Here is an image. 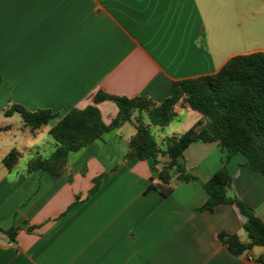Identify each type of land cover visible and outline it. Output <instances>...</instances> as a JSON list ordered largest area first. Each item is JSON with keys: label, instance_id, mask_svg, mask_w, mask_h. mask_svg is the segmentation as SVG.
<instances>
[{"label": "crops", "instance_id": "obj_1", "mask_svg": "<svg viewBox=\"0 0 264 264\" xmlns=\"http://www.w3.org/2000/svg\"><path fill=\"white\" fill-rule=\"evenodd\" d=\"M253 52L264 53V0H0V264H264V247L236 256L219 239L247 241L235 205L199 210L203 184L225 164L227 197L264 223V175L242 154L226 162L218 142L184 150L188 182L160 180L164 155L123 162L132 122L70 153L58 177L28 171L32 157L54 150L49 130L70 110L95 106L110 124L118 108L94 102L97 93L159 104L173 82ZM13 105L57 118L30 129L5 113ZM183 112L197 114L191 127L201 119L189 109L176 117ZM188 129L151 132L161 145ZM11 150L20 156L7 168Z\"/></svg>", "mask_w": 264, "mask_h": 264}, {"label": "trees", "instance_id": "obj_2", "mask_svg": "<svg viewBox=\"0 0 264 264\" xmlns=\"http://www.w3.org/2000/svg\"><path fill=\"white\" fill-rule=\"evenodd\" d=\"M103 100L113 102L118 108V114L110 124L103 123L95 106L70 110L49 130L48 135L56 144L54 150L46 158L38 155L32 157L28 162V171L44 170L52 177H58L64 171L70 153L100 140L103 134L124 122H132L135 134L128 141L123 162L137 157L139 160L152 159L157 164L159 155L167 156L168 163L159 173L164 183L173 176L183 182L194 179L185 170L182 154L195 142H218L226 151V162L234 155L242 154L254 171L264 175L262 52L234 56L215 74L173 82L168 96L159 104L147 97L126 98L101 92L94 96L96 103ZM183 109L197 112L201 119L181 134L165 137L159 145L151 129L165 127L176 117V112ZM12 112L19 113L30 129H37L57 118L50 111L28 112L18 105H13L5 113ZM19 156L16 150H11L3 159L4 165L11 168ZM118 168L119 165L101 177ZM99 180H96L93 190ZM229 185L230 177L224 164L219 172L203 184L208 199L199 210H212L218 204H233L237 207L245 217L242 229L247 241L242 242L237 235L224 233L219 235V239L233 255L238 256L255 246L264 247V223L244 202L227 197L226 189Z\"/></svg>", "mask_w": 264, "mask_h": 264}, {"label": "rangeland", "instance_id": "obj_3", "mask_svg": "<svg viewBox=\"0 0 264 264\" xmlns=\"http://www.w3.org/2000/svg\"><path fill=\"white\" fill-rule=\"evenodd\" d=\"M228 10H230V9H228ZM228 10L224 9V13H225L224 19L226 18V15H227L226 11H228ZM261 21H259V22H261ZM259 30L261 31V26H260ZM191 114H192L191 116L187 115L186 112L179 114L176 118L173 119L172 122H170L168 125L163 127V132L165 133L166 131L167 132L169 131V132L179 133L182 130L188 129L189 127L192 126V122L194 120L193 117L197 116V114H195L193 112Z\"/></svg>", "mask_w": 264, "mask_h": 264}, {"label": "built area", "instance_id": "obj_4", "mask_svg": "<svg viewBox=\"0 0 264 264\" xmlns=\"http://www.w3.org/2000/svg\"><path fill=\"white\" fill-rule=\"evenodd\" d=\"M248 259H251V257H250V256H248Z\"/></svg>", "mask_w": 264, "mask_h": 264}]
</instances>
